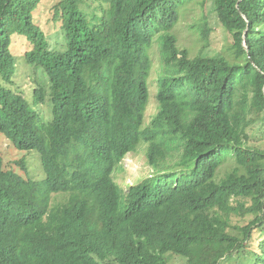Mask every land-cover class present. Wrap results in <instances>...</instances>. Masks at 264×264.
Returning a JSON list of instances; mask_svg holds the SVG:
<instances>
[{
  "label": "trees",
  "instance_id": "16d2710c",
  "mask_svg": "<svg viewBox=\"0 0 264 264\" xmlns=\"http://www.w3.org/2000/svg\"><path fill=\"white\" fill-rule=\"evenodd\" d=\"M96 1L92 12L83 0L54 3L57 50L35 21L40 0H0V133L36 150L43 171L24 178L0 151V264H170L168 252L179 264L234 253L264 264V147L250 142L264 140V0H210L233 40L213 56L205 16L188 23L201 47L179 43L181 20L203 0ZM13 34L46 75L32 100L47 119L3 83L16 71ZM138 152L151 171L125 191L113 174Z\"/></svg>",
  "mask_w": 264,
  "mask_h": 264
},
{
  "label": "rangeland",
  "instance_id": "374dc122",
  "mask_svg": "<svg viewBox=\"0 0 264 264\" xmlns=\"http://www.w3.org/2000/svg\"><path fill=\"white\" fill-rule=\"evenodd\" d=\"M59 0H40V3L35 10V21L44 31L45 36L48 40V43L52 49H62L64 43V35L61 32L60 23L54 21L53 16V5ZM84 5L88 11L92 12L95 6H97L96 0H83ZM205 16L207 22V28H210L209 37L210 43L207 48L204 49L207 55L213 56L216 53L228 54V47L232 43L231 34L220 25L217 21L214 12L212 11V5L210 0H203L201 3L195 5L190 11H188L186 18L181 20L180 30H179V43L186 48L190 49V53L194 54L198 48L201 47L200 43H196V35L191 31V27L188 26L189 21L192 16ZM193 34V35H192ZM25 37L18 34H13L11 42V53L15 58L16 71L15 75L12 78V83H5L13 91L21 92L22 94H31V99L26 97L27 103L30 107L39 111V114L42 118L47 119L49 117V111L47 106L42 103L34 104L32 100V91L33 88L39 84H46V75L40 67L32 66L26 63L24 54L27 50L30 49L29 44L24 39ZM152 56H153V65L150 72V85H149V100L145 109V120L148 121L151 119L153 112L156 110L155 102V77L156 70L158 68L159 60L157 53V46L154 44L152 47ZM48 84V83H47ZM45 101L48 102L46 99ZM49 104V102H48ZM50 107V104H49ZM51 119V113H50ZM49 119V120H50ZM254 129L259 134L260 127L259 124L254 125ZM264 135V133H263ZM251 137L252 134H249ZM264 137V136H263ZM251 143L259 145V147H264V140L258 142L255 138L250 139ZM0 151L4 158V165L14 169L17 173L21 174L22 177L32 179V180H41L43 178V171L40 163L39 153L36 150H19L17 151L12 143L0 133ZM143 152L138 153H128L121 162V167L116 168L113 178L116 183L123 189L127 190L129 185L135 184L140 178L148 174L151 170L144 162ZM22 158L24 161L25 169H22L19 165L15 164L14 161ZM225 167V166H223ZM67 193H61L56 195V199L60 201H65ZM55 198L53 200H55ZM121 208L123 206V201L120 204ZM259 232L253 231V239L250 241V249L255 248V241ZM233 257L229 260H224L221 264H237L238 258L237 254L234 253ZM166 261L170 264L175 263H184L185 258L181 255H176L172 253H166L164 255ZM251 264V262L245 263Z\"/></svg>",
  "mask_w": 264,
  "mask_h": 264
},
{
  "label": "clouds",
  "instance_id": "9594fccd",
  "mask_svg": "<svg viewBox=\"0 0 264 264\" xmlns=\"http://www.w3.org/2000/svg\"><path fill=\"white\" fill-rule=\"evenodd\" d=\"M123 160V159H122ZM122 162V161H121ZM25 178V177H24Z\"/></svg>",
  "mask_w": 264,
  "mask_h": 264
}]
</instances>
